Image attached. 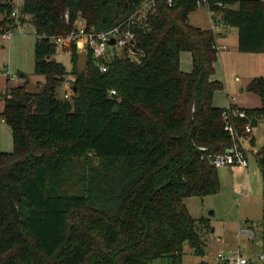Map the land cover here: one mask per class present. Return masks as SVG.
<instances>
[{
  "label": "trees",
  "instance_id": "obj_1",
  "mask_svg": "<svg viewBox=\"0 0 264 264\" xmlns=\"http://www.w3.org/2000/svg\"><path fill=\"white\" fill-rule=\"evenodd\" d=\"M147 1L22 0L15 18L17 2L0 0V35L31 24L35 72L44 79L36 93L23 85L4 95L0 124L10 127L14 151H0V264H152L166 257L182 264L186 247L205 257L204 238L214 229L194 218L185 200L220 192L210 158L232 141L224 108L213 104L224 89L214 79L220 34L189 21L198 0H157L132 52L104 61L87 51L82 72L79 45L51 42L78 22L109 31ZM206 6L220 24L238 30V52L264 54V3L207 0ZM58 51L71 55V72L55 60ZM182 53L192 55L190 73L181 70ZM71 74V97L61 98ZM247 90L261 107L242 109L248 120L237 122L240 134L252 119L264 121V76ZM257 161L264 241V147Z\"/></svg>",
  "mask_w": 264,
  "mask_h": 264
},
{
  "label": "rangeland",
  "instance_id": "obj_2",
  "mask_svg": "<svg viewBox=\"0 0 264 264\" xmlns=\"http://www.w3.org/2000/svg\"><path fill=\"white\" fill-rule=\"evenodd\" d=\"M214 17H216V20L213 21ZM214 17L211 18L207 8L202 7L190 15L189 21L194 27L204 30H211L216 25H220L218 32L227 31L228 27L220 24V17ZM234 31L230 35L229 40L222 43L229 48L230 53L220 52L214 79L223 83L224 89L216 92L213 104L218 108H226L232 98L236 97L238 100V97H240V107L248 110L260 108V98L250 93L247 88L252 80L264 76V55L239 53L237 48V30L235 29ZM12 33L13 38L10 41H3L0 47V87H3L0 90V112L4 109L3 100L7 88L26 85L29 92L36 93L44 86V79L35 72V45L37 38L34 27L31 24L24 25ZM234 52L236 54H233ZM235 55L240 56L236 57ZM87 57L88 52L86 49H81L77 62V70L79 72L86 69ZM54 58L57 62L63 64L68 72L72 71L73 63L70 54L58 51ZM180 63L183 72H192L193 64L190 53H182ZM21 75L24 77H21ZM14 76H16V81L11 80ZM72 78L73 75L69 76L67 82ZM71 86V82L64 84L60 88L58 96L63 98L68 95L70 98ZM241 89L244 91L240 92ZM253 137H255L254 145L251 144L250 139L244 142L247 137L243 139L244 147L249 151L250 166L247 171L235 167L220 168L218 169L220 192L217 195L205 198L194 197L185 200L190 214L196 219H208L212 227L217 228V233H210L204 238L206 240L205 257L195 256L186 247L182 264H219L218 254L224 248L217 243L216 239L226 233L223 230L222 222L227 224L228 222L238 221V219L244 220L246 216H249L248 218L253 222L251 224H261L263 178L258 165L257 155L264 147V121H261L259 126L254 127ZM0 151L2 153H12L14 151L12 132L5 122L0 124ZM248 171H250V174H248ZM254 227L256 228V226ZM256 238V241L252 242L253 250L262 252L263 248L259 245L261 241L260 235ZM152 264L173 263L171 258L166 257Z\"/></svg>",
  "mask_w": 264,
  "mask_h": 264
},
{
  "label": "built area",
  "instance_id": "obj_3",
  "mask_svg": "<svg viewBox=\"0 0 264 264\" xmlns=\"http://www.w3.org/2000/svg\"><path fill=\"white\" fill-rule=\"evenodd\" d=\"M156 1H147L136 13L109 31L99 32L94 28H87L84 22H78L76 28L67 36L51 38V42L59 47L66 43L79 45L81 49L90 51L95 59L104 61L110 60L113 52L116 51L120 53L126 50L132 52L136 46L137 31L149 27L150 20L153 19L152 15L155 12ZM16 2L17 8L12 13V16L18 18L22 0H16ZM166 2L171 5L173 0H166ZM260 2L264 3V0H260ZM206 4L207 0H198L197 2L198 7H206L211 18H213L216 14L210 11ZM65 20L67 23L70 21L69 13L65 14ZM19 28L21 26L17 25V29ZM12 32L9 29L3 31L0 39L2 41H10L13 38ZM113 40L115 44L111 45ZM215 48L219 53L222 50L227 51L226 47H220L218 44ZM100 71L103 73L107 72V67L102 65ZM11 80L16 81V76L12 77ZM111 94L115 95L116 92L112 91ZM66 98H69V96L66 95ZM236 102L237 98H232V101L228 103V106L224 108L222 113L224 129L232 141V146L226 153L218 154L210 158V164L217 169L227 167L247 169L249 167L248 154L244 147L243 139L253 133V119L245 126V129L240 134L237 122L248 120V115L238 107ZM241 234H245L252 241L256 239V234L251 228L242 229ZM219 241L221 242L220 239ZM218 259L219 264H264V250L250 254L246 253L242 247H237L236 249L220 251Z\"/></svg>",
  "mask_w": 264,
  "mask_h": 264
},
{
  "label": "crops",
  "instance_id": "obj_4",
  "mask_svg": "<svg viewBox=\"0 0 264 264\" xmlns=\"http://www.w3.org/2000/svg\"><path fill=\"white\" fill-rule=\"evenodd\" d=\"M222 27V26H221ZM218 28H220V25H216L215 28L213 27L211 30H213L215 33L220 34V38L218 39V46L220 47H226L227 46L225 44H222L224 42H226L227 40H229L230 35L232 34V32H235V28H228L227 31H223V32H218ZM233 30V31H232ZM237 30V29H236ZM232 31V32H231ZM237 35H238V30H237ZM237 43H238V39H237ZM237 48H238V44H237ZM221 52V51H220ZM222 52L226 53L228 52V54L230 53L229 48H227V51L222 50ZM240 53V52H239ZM233 54H236L235 52ZM242 54V53H241ZM220 55V53H219ZM264 55V54H263ZM240 56V55H235ZM228 57H230V55H228ZM221 58V57H220ZM24 77V76H23ZM8 84V83H7ZM3 87H0V90H2ZM244 90L241 89L240 92H243ZM241 98L238 97V100L236 102V104L239 106V100ZM4 105V102H3ZM2 107V106H1ZM241 109H244L243 107H240ZM2 111V110H1ZM1 113V112H0ZM261 123V121H257V126H259ZM252 135V137H251ZM249 137H247L246 139H244V142L248 141L249 139L251 140V144L254 145L255 144V137H253V133L251 134ZM248 139V140H247ZM254 142V143H253ZM247 154H248V160H249V151L246 149ZM250 166V165H249ZM234 168V167H231ZM238 168L240 170L244 169L241 167H235ZM249 167L247 169L244 170H248ZM248 174H250V171H248ZM249 216H246V218L244 220L238 219V221H232V222H228L227 224L222 222L223 224V230L224 232H226L223 236H219L216 241L217 243H219L224 249L223 250H231V249H236L237 247H242L246 253H256L258 251H254L253 250V243L254 241H256V239L254 241H252L251 239H249L245 234H241L242 229H246V228H251L254 233L256 234L255 237L259 236L261 237V241L259 242V245L263 248L264 247V241H263V225L262 222L260 225L257 224H251L253 223L249 218ZM262 218H263V212H262ZM245 222V223H244ZM256 226V228L254 226ZM214 232H212V234L217 233V228H214ZM259 234V235H258ZM219 239L221 240V242L219 241ZM245 243V244H244ZM264 250V248H263ZM222 251V250H221Z\"/></svg>",
  "mask_w": 264,
  "mask_h": 264
},
{
  "label": "water",
  "instance_id": "obj_5",
  "mask_svg": "<svg viewBox=\"0 0 264 264\" xmlns=\"http://www.w3.org/2000/svg\"><path fill=\"white\" fill-rule=\"evenodd\" d=\"M115 44V41L113 40L112 42H111V45H114ZM21 77H23V75H21ZM252 126L253 127H257V120L256 119H253V121H252ZM213 232H214V230H213Z\"/></svg>",
  "mask_w": 264,
  "mask_h": 264
}]
</instances>
